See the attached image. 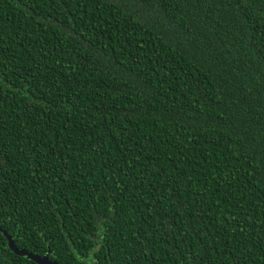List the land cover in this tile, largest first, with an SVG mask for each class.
Returning <instances> with one entry per match:
<instances>
[{
  "label": "trees",
  "instance_id": "obj_1",
  "mask_svg": "<svg viewBox=\"0 0 264 264\" xmlns=\"http://www.w3.org/2000/svg\"><path fill=\"white\" fill-rule=\"evenodd\" d=\"M264 264V0H0V264Z\"/></svg>",
  "mask_w": 264,
  "mask_h": 264
},
{
  "label": "water",
  "instance_id": "obj_2",
  "mask_svg": "<svg viewBox=\"0 0 264 264\" xmlns=\"http://www.w3.org/2000/svg\"><path fill=\"white\" fill-rule=\"evenodd\" d=\"M7 239V244L9 249L16 255L26 257L28 260L33 261L36 264H58L56 262H51L49 260V253L44 255L43 257H40L38 255H34L31 253H28L25 250H19L14 246V243L10 237H8L5 233H3Z\"/></svg>",
  "mask_w": 264,
  "mask_h": 264
}]
</instances>
